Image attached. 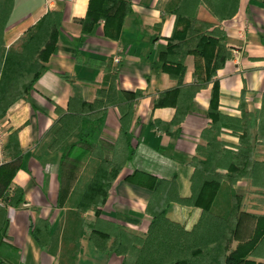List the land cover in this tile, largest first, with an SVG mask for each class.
Here are the masks:
<instances>
[{
  "label": "trees",
  "instance_id": "16d2710c",
  "mask_svg": "<svg viewBox=\"0 0 264 264\" xmlns=\"http://www.w3.org/2000/svg\"><path fill=\"white\" fill-rule=\"evenodd\" d=\"M240 1L169 0L164 6L165 14L175 18V25L166 50L157 56L156 63L161 64L162 71L176 86L160 94L157 106H171L176 112L172 121H154L151 127L170 134L196 109V95L210 84L212 90L208 126L188 165L193 168L190 196L181 195L177 175L160 179L135 171L126 177L130 183L152 191L146 209L151 223L144 236L101 217L111 188L134 157L130 130L143 93L118 89L119 65L111 66L113 60L97 62L108 74L93 102L84 100L73 77L62 74L74 93L67 112L57 108L59 118L48 133V149L63 153L77 138L90 148L92 157L67 203L71 213L62 232L59 264H77L83 238L91 240L99 251L121 257V264H264V93L261 107L250 111L244 89L238 114L228 115L221 109L217 78L218 71L231 58L223 24L238 14ZM202 8L207 17L201 15ZM131 10V0H90L86 16L78 21L82 38L103 22L105 36L120 40ZM62 22L60 12L46 13L11 48L5 46L4 26L0 22V120L7 117L15 103L29 99L46 71V63L57 52ZM189 56L196 59L194 83L185 84ZM110 107L118 109L120 132L108 150L98 135ZM224 133L238 138V144L225 142ZM4 152L6 162L0 167V233L6 224V209L25 202L23 189L13 186L24 158L16 131L8 137ZM242 181L250 184L249 206L246 194L236 189ZM174 205L201 209L191 230L168 217ZM89 210L96 213L95 221L84 218ZM248 220L254 222V228L244 240L243 224ZM60 233L61 229L51 230L41 218L32 231L39 247L50 253L57 252ZM235 242L237 245L233 246ZM0 264L10 263L0 258Z\"/></svg>",
  "mask_w": 264,
  "mask_h": 264
},
{
  "label": "crops",
  "instance_id": "0c3cea01",
  "mask_svg": "<svg viewBox=\"0 0 264 264\" xmlns=\"http://www.w3.org/2000/svg\"><path fill=\"white\" fill-rule=\"evenodd\" d=\"M89 1L0 0V22L4 26L7 48L16 47L46 13L60 12L63 19L57 52L46 63V71L36 82L29 99L15 103L7 117L0 120L6 130V144L10 134L16 131L24 155L13 186L23 189L25 202L6 209V224L0 233V258L10 264H59L62 232L71 213L67 203L77 183L85 176L92 157L90 148L77 138L71 140L70 148L63 153H52L48 149V133L59 118L57 108L67 112L74 93L71 83L62 74L73 77L84 100L93 102L108 74L97 62L113 60L111 66L119 65L118 89L143 93L130 130L134 157L111 188L101 217L135 235L147 233L151 217L146 209L152 191L126 180L135 171L160 179L177 175L181 195L191 194L193 168L188 165L196 155V147L202 143V131L208 126L212 84L196 95V109L179 128L168 134L151 127L154 121H172L176 112L171 106H157L160 94L176 86L162 71L161 64L156 63L174 30L175 18L164 12L169 0H131L132 10L118 41L105 36L103 22L82 38L78 21L86 16ZM200 12L203 17L208 16L203 8ZM159 24L162 26L158 27ZM223 29L231 58L217 73L221 109L225 114L237 115L242 92L246 89L248 109L255 111L261 107L264 93V0H241L238 14L224 22ZM234 49L240 51L238 60L232 52ZM116 57L120 58L119 63L115 62ZM195 63L193 56L186 59L185 84L194 83ZM119 118L118 109L110 107L98 135L108 150L119 136ZM222 139L231 145L239 142L229 133H224ZM236 189L247 194L250 184L242 181ZM200 215V208L174 205L168 217L191 230ZM38 218L46 220L53 231L61 229L56 253L42 250L34 238L32 231ZM84 218L95 221L97 215L89 210ZM248 221L243 224L244 240L254 228V222ZM236 245L237 242L233 244ZM121 263V257L99 251L88 238L81 240L77 264Z\"/></svg>",
  "mask_w": 264,
  "mask_h": 264
},
{
  "label": "built area",
  "instance_id": "2783aa9c",
  "mask_svg": "<svg viewBox=\"0 0 264 264\" xmlns=\"http://www.w3.org/2000/svg\"><path fill=\"white\" fill-rule=\"evenodd\" d=\"M233 54L235 55L236 60H238L240 51L238 49H234ZM120 58L116 57L115 62L119 63ZM6 130L3 126L0 125V167L6 162V156H5V146H6Z\"/></svg>",
  "mask_w": 264,
  "mask_h": 264
},
{
  "label": "rangeland",
  "instance_id": "374dc122",
  "mask_svg": "<svg viewBox=\"0 0 264 264\" xmlns=\"http://www.w3.org/2000/svg\"><path fill=\"white\" fill-rule=\"evenodd\" d=\"M250 197H251L250 195H247V194H246V202H247V206H249V204H250V203H249V199H250ZM248 222H249V221H248Z\"/></svg>",
  "mask_w": 264,
  "mask_h": 264
}]
</instances>
